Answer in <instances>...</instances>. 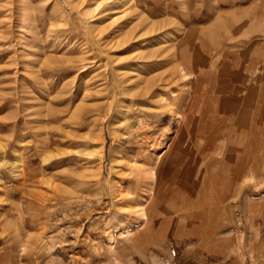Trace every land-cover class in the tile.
<instances>
[{
    "label": "rangeland",
    "instance_id": "1",
    "mask_svg": "<svg viewBox=\"0 0 264 264\" xmlns=\"http://www.w3.org/2000/svg\"><path fill=\"white\" fill-rule=\"evenodd\" d=\"M179 253L264 264V0H0V264Z\"/></svg>",
    "mask_w": 264,
    "mask_h": 264
},
{
    "label": "bare ground",
    "instance_id": "2",
    "mask_svg": "<svg viewBox=\"0 0 264 264\" xmlns=\"http://www.w3.org/2000/svg\"><path fill=\"white\" fill-rule=\"evenodd\" d=\"M232 168H233V166H232ZM23 176V175H22ZM164 189V188H163ZM153 190V189H152ZM160 191L161 190H159L158 189V192H156V190H154V192L156 193V196L158 197V194H160ZM188 193V192H187ZM187 193H185V194H187ZM165 194V193H164ZM167 195V194H166ZM190 199V198H189ZM119 200H120V202L119 203H130V204H133V205H135V206H139V208H137V213L139 212V214H140V216L141 215H143L144 213L146 214V213H151L150 212V209L153 207V206H155V204H156V201H155V198H153V200H151V202L149 203V205L147 206V207H141L140 205H141V202H140V200L138 199V196H134L133 197V199L132 198H130V199H128V200H126V198L124 197V196H122V197H120L119 198ZM118 203V204H119ZM130 213H132V210L130 211ZM198 214L197 213H194V212H187V213H183L181 216H183V218L184 219H186V220H188V221H193V222H195L196 220V217L195 216H197ZM144 216V215H143ZM194 217H195V219H194ZM172 219V218H171ZM194 219V220H193ZM198 220V219H197ZM162 221H164V220H162ZM161 221V222H162ZM192 224V223H191ZM191 224L190 223H188L187 221H185V222H180V220H178L177 221V225H174V226H172V227H175L174 229H176V228H179V229H181V230H184L185 231V229L187 228V229H189L188 227H191V229H194L195 227L194 226H191ZM194 224V223H193ZM159 225V224H158ZM221 226H223V225H221ZM169 227V226H168ZM194 227V228H193ZM165 229V228H164ZM146 230V229H145ZM162 232V231H161ZM163 233V232H162ZM166 234V233H165ZM160 236H161V234H159ZM168 235V234H167ZM139 236H138V238H137V240H139ZM159 238V237H158ZM192 238V237H191ZM180 241V240H179ZM178 242V241H177ZM176 242V243H177ZM178 243H180V242H178ZM226 254V253H225ZM176 255H178V259H177V261L175 262V264H178V262L180 261V259H181V256H180V253L179 254H176ZM172 259H173V257H171ZM176 258V257H175Z\"/></svg>",
    "mask_w": 264,
    "mask_h": 264
}]
</instances>
